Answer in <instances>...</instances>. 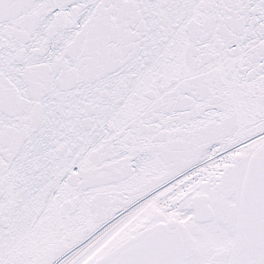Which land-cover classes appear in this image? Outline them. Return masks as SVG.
Listing matches in <instances>:
<instances>
[{"label": "snow or ice", "instance_id": "snow-or-ice-1", "mask_svg": "<svg viewBox=\"0 0 264 264\" xmlns=\"http://www.w3.org/2000/svg\"><path fill=\"white\" fill-rule=\"evenodd\" d=\"M0 264H264V0H0Z\"/></svg>", "mask_w": 264, "mask_h": 264}]
</instances>
